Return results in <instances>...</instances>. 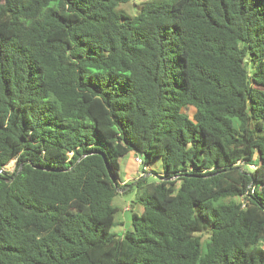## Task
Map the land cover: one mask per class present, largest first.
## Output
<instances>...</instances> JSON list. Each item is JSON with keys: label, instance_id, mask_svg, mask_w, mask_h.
I'll list each match as a JSON object with an SVG mask.
<instances>
[{"label": "trees", "instance_id": "obj_1", "mask_svg": "<svg viewBox=\"0 0 264 264\" xmlns=\"http://www.w3.org/2000/svg\"><path fill=\"white\" fill-rule=\"evenodd\" d=\"M132 1L0 0V264H264V0Z\"/></svg>", "mask_w": 264, "mask_h": 264}, {"label": "rangeland", "instance_id": "obj_2", "mask_svg": "<svg viewBox=\"0 0 264 264\" xmlns=\"http://www.w3.org/2000/svg\"><path fill=\"white\" fill-rule=\"evenodd\" d=\"M141 1L142 0H133L132 2H129L127 4H120V5H123V8L126 11L133 13L134 10L136 9L137 4H139ZM186 112L190 117H192L193 113L195 112V108L193 106H189L186 109ZM137 155L140 156V154L138 153ZM129 156L131 155L126 154L120 157L118 160L119 176L121 180L125 179L129 171L126 166V162ZM132 164L136 165L134 161ZM14 166H15V162L14 160H12L6 165V169L11 171L13 170ZM130 167L131 168L129 169H134L133 165H131ZM137 167H138L137 170H139L140 172L141 169L140 165H138ZM148 167L151 170V173H149L146 176L148 181H154L155 179H158V174L162 172L161 160L159 158H153L148 164ZM134 182L135 181H132L131 183L128 184L129 187L125 189L126 191H123L122 189H118L117 194L115 195V197H113L112 200L113 205H115L118 208V210L117 213L115 214V219L111 227V231L115 233L117 236H122L126 230L132 228L131 225L132 212H135L137 214H140L142 212V205L136 202V197H135L136 188ZM205 236L206 234L203 235V237Z\"/></svg>", "mask_w": 264, "mask_h": 264}, {"label": "crops", "instance_id": "obj_3", "mask_svg": "<svg viewBox=\"0 0 264 264\" xmlns=\"http://www.w3.org/2000/svg\"><path fill=\"white\" fill-rule=\"evenodd\" d=\"M128 155H131L129 156L127 162H126V166H127V169L129 170L125 179H123L121 181V184H125V183H128V182H132L134 179L138 178V176H140V172L139 170H137V166L138 164L136 163V165L132 164L133 161H134V157H135V154L133 152H129ZM132 156H133V159H132ZM133 165L134 166V169H129L131 168L130 166ZM149 173H145L144 175L147 176ZM129 186H127L125 189H127Z\"/></svg>", "mask_w": 264, "mask_h": 264}, {"label": "built area", "instance_id": "obj_4", "mask_svg": "<svg viewBox=\"0 0 264 264\" xmlns=\"http://www.w3.org/2000/svg\"><path fill=\"white\" fill-rule=\"evenodd\" d=\"M134 162L137 163L138 165H140L141 164V158L139 156H135Z\"/></svg>", "mask_w": 264, "mask_h": 264}, {"label": "water", "instance_id": "obj_5", "mask_svg": "<svg viewBox=\"0 0 264 264\" xmlns=\"http://www.w3.org/2000/svg\"><path fill=\"white\" fill-rule=\"evenodd\" d=\"M135 183V182H134Z\"/></svg>", "mask_w": 264, "mask_h": 264}]
</instances>
